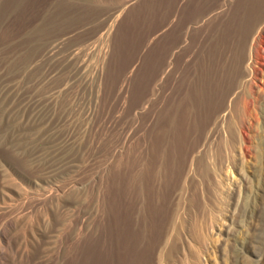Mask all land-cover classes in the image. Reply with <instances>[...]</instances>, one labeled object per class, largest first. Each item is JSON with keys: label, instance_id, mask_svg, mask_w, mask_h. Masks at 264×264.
I'll return each instance as SVG.
<instances>
[{"label": "rangeland", "instance_id": "rangeland-1", "mask_svg": "<svg viewBox=\"0 0 264 264\" xmlns=\"http://www.w3.org/2000/svg\"><path fill=\"white\" fill-rule=\"evenodd\" d=\"M0 231V264H264V0H0Z\"/></svg>", "mask_w": 264, "mask_h": 264}, {"label": "bare ground", "instance_id": "bare-ground-1", "mask_svg": "<svg viewBox=\"0 0 264 264\" xmlns=\"http://www.w3.org/2000/svg\"><path fill=\"white\" fill-rule=\"evenodd\" d=\"M118 150H116V151H118ZM0 234H1V231H0ZM99 244H100V240L98 238H95L92 235H87L86 238L84 240H82L79 243V245H77V247L75 249V257H76V263L75 264H82L85 256H90L91 254H93V255L97 254L99 251V246H100Z\"/></svg>", "mask_w": 264, "mask_h": 264}]
</instances>
